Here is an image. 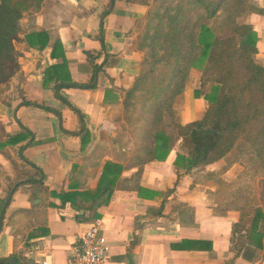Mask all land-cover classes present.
<instances>
[{
  "label": "crops",
  "instance_id": "obj_1",
  "mask_svg": "<svg viewBox=\"0 0 264 264\" xmlns=\"http://www.w3.org/2000/svg\"><path fill=\"white\" fill-rule=\"evenodd\" d=\"M153 1L45 0L36 14L33 28L49 45L26 48L20 92L0 102V258L68 264L77 236L101 221L108 264H264V250L234 247L240 213L218 208L219 170L226 165L224 178L241 169L231 152L187 170L178 140L165 160L135 161L147 142L128 134L125 102L143 60L139 23ZM250 1L255 10L238 22L257 33L264 66V0ZM189 80L174 105L182 124L201 119L207 104V93L196 95L201 79ZM108 162L123 171L110 194L94 198ZM75 192L83 194L63 204L59 195Z\"/></svg>",
  "mask_w": 264,
  "mask_h": 264
},
{
  "label": "trees",
  "instance_id": "obj_2",
  "mask_svg": "<svg viewBox=\"0 0 264 264\" xmlns=\"http://www.w3.org/2000/svg\"><path fill=\"white\" fill-rule=\"evenodd\" d=\"M8 1L0 0V11ZM12 1L13 19L6 20L0 13L2 28L20 18L19 9L25 10L33 5L31 0ZM153 3L154 8L157 0ZM153 8L146 14L150 31L145 46L138 36V48L146 52L145 60L133 87L127 92L126 107L133 96L151 81L162 59H166L170 72L164 93L152 112L154 125L149 127V140L142 153L136 156V163L165 160L181 140L187 151V156L181 158L185 168L191 170L220 161L233 150L240 138H244L250 146L246 156L247 174L264 178V66L255 59L257 33L252 25L238 22L255 7L250 0H162L155 11ZM27 36L28 43L36 49L42 50L49 45L50 38L44 30ZM200 65L202 77L209 75L213 82L210 92L204 95L207 107L201 119L182 124L175 117L174 104L184 93L191 70ZM67 87L87 88L89 85L69 82ZM166 114L171 118L169 123L165 120ZM28 136L27 132L10 138L6 144H15ZM83 143L85 146V138ZM2 146L1 143L0 149ZM122 171L121 165L108 162L94 198L103 192L110 194ZM79 194L83 193H66L59 197L66 204L73 202V195ZM223 195L219 190L216 193L218 208L240 213V220L233 226L234 234L245 233L253 245L264 250V232L260 228L264 212L258 208L259 204L256 206L246 197V205L235 206ZM261 196L264 199L263 193ZM250 210L254 212L253 216ZM246 224H249L248 228ZM9 259L0 258V264H6Z\"/></svg>",
  "mask_w": 264,
  "mask_h": 264
},
{
  "label": "rangeland",
  "instance_id": "obj_3",
  "mask_svg": "<svg viewBox=\"0 0 264 264\" xmlns=\"http://www.w3.org/2000/svg\"><path fill=\"white\" fill-rule=\"evenodd\" d=\"M21 1L24 2L25 0ZM161 1L162 0H157V4L154 8V3L152 4L151 7L154 9L153 11L158 8ZM8 2V5L0 11L6 20L12 17L11 14L13 11V1L9 0ZM30 2L33 4L32 7L25 10H23L24 8L19 9V14H21L20 18L12 20L13 22L10 25L7 23L4 28L0 27V102H4L3 98L5 94L9 99L12 98V94L15 92H20V85L24 76L23 64L25 62L24 57L26 48L32 47L28 43L27 35L29 33L39 32L33 27L36 25V14L42 10L45 0H31ZM14 4H16V2H14ZM148 20L149 17L145 15L139 23V35L141 37V43L144 46L147 44L145 38L149 35L148 31H150ZM140 51L143 53V62L146 52L143 48L140 49ZM169 72V64L166 59H162L151 81L147 82L130 100L125 119L128 125V134L133 135V137H136L138 140L143 139L146 142L149 140L148 131H151L149 127H153L154 125V123H152V112L164 93L166 82L169 79ZM196 79H201L202 82L201 89L196 91V95L209 93L213 82L210 80L209 75L205 76V78L202 77L201 65L196 68L195 73L191 75L189 81L195 84L197 81ZM176 102H178V100ZM177 113L178 111H175V117L179 120ZM165 120L169 123L171 120L170 116L166 114ZM249 149V144L244 138H240L231 151L228 161L229 163L231 162V164L239 163L241 169L235 172L231 177L222 178L225 172H221L226 169L225 165L219 170L215 181H217L219 185L218 190L223 192V196H225L224 199H228L229 202L232 201V205H246L248 203L246 197H249L253 204L256 206L259 204L258 208H261L264 212V199H262L261 196L262 193L264 194V178L251 175L252 173L247 174L249 173L248 169H245L246 156ZM249 213L253 216L254 212L250 210ZM245 226L248 228L249 224ZM260 228L261 231L264 232V222L261 224ZM234 243V247L238 251L246 246V244H252V242L246 238L245 233L239 232L235 234Z\"/></svg>",
  "mask_w": 264,
  "mask_h": 264
},
{
  "label": "built area",
  "instance_id": "obj_4",
  "mask_svg": "<svg viewBox=\"0 0 264 264\" xmlns=\"http://www.w3.org/2000/svg\"><path fill=\"white\" fill-rule=\"evenodd\" d=\"M110 250L101 221L79 234L68 254V264H108ZM46 264V263H44Z\"/></svg>",
  "mask_w": 264,
  "mask_h": 264
},
{
  "label": "water",
  "instance_id": "obj_5",
  "mask_svg": "<svg viewBox=\"0 0 264 264\" xmlns=\"http://www.w3.org/2000/svg\"><path fill=\"white\" fill-rule=\"evenodd\" d=\"M8 203H9V202H7V204H8ZM6 264H16V260H14V259L12 260V259H11V260H10L9 262H7Z\"/></svg>",
  "mask_w": 264,
  "mask_h": 264
}]
</instances>
